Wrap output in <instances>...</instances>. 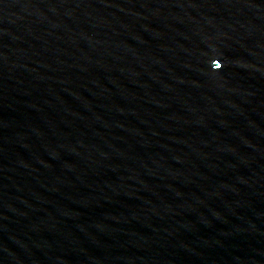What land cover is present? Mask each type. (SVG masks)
<instances>
[{"label":"water","instance_id":"95a60500","mask_svg":"<svg viewBox=\"0 0 264 264\" xmlns=\"http://www.w3.org/2000/svg\"><path fill=\"white\" fill-rule=\"evenodd\" d=\"M0 264H264V0H0Z\"/></svg>","mask_w":264,"mask_h":264}]
</instances>
